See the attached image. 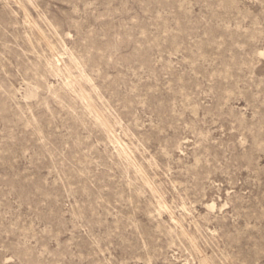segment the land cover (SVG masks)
Wrapping results in <instances>:
<instances>
[{"label":"rangeland","instance_id":"obj_1","mask_svg":"<svg viewBox=\"0 0 264 264\" xmlns=\"http://www.w3.org/2000/svg\"><path fill=\"white\" fill-rule=\"evenodd\" d=\"M0 264H264V0H0Z\"/></svg>","mask_w":264,"mask_h":264}]
</instances>
